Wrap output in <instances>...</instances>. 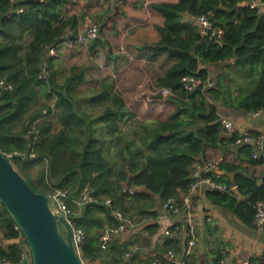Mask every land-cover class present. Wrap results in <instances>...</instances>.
Returning a JSON list of instances; mask_svg holds the SVG:
<instances>
[{
	"label": "trees",
	"instance_id": "16d2710c",
	"mask_svg": "<svg viewBox=\"0 0 264 264\" xmlns=\"http://www.w3.org/2000/svg\"><path fill=\"white\" fill-rule=\"evenodd\" d=\"M244 1L153 3L165 20L159 26L161 38L151 48L155 56L167 53L176 62L156 79L155 86L172 90L165 97L171 111L165 118L147 120L132 112L123 94L105 78L86 101L98 111L86 107L76 97L80 86L88 81L86 67L72 66L61 80L56 62L60 55L49 56V48L69 35L74 37L79 29V17L67 12L71 0H0V81L13 85L12 89L0 87V150L19 152L11 159L23 175L33 166H42L35 182L26 178L29 183L36 191L48 194L58 188L69 190L67 203L76 209L74 199L86 184L101 200L112 199V205L88 204L77 217L86 233L84 258L111 257V264H132V260L125 261L129 247L119 237L107 242L106 247L98 246L105 223L117 224L113 209L142 221L158 218L164 202L188 188L193 181L192 167L206 156L208 148L232 144L237 136L225 134L217 103L241 113L264 109V11ZM112 8L110 5L108 15ZM187 12L191 14L188 20ZM199 14L210 15L224 29L222 38L199 31L194 21ZM231 60L229 71L211 73L212 65ZM46 63L50 70L43 76ZM187 75L200 80L193 90L184 87ZM209 78L214 79V85H207ZM42 95L55 102L34 110ZM253 149L250 143L241 144L236 157L264 163V154L253 157ZM218 167L206 174L227 189H207V197L215 206L257 227V203L264 200V181L259 183L257 176L235 161H220ZM130 173L134 174L133 192L127 189ZM235 186L245 198H239ZM0 203V262L17 261L19 243L4 244L1 237L18 238L19 230ZM149 227L157 228L158 224ZM208 228L218 231L211 222ZM179 240L167 237L166 251L177 252ZM225 249L217 245L207 264H221ZM193 254L187 256V264L199 263ZM250 262L260 264V257L256 255Z\"/></svg>",
	"mask_w": 264,
	"mask_h": 264
},
{
	"label": "crops",
	"instance_id": "0c3cea01",
	"mask_svg": "<svg viewBox=\"0 0 264 264\" xmlns=\"http://www.w3.org/2000/svg\"><path fill=\"white\" fill-rule=\"evenodd\" d=\"M159 1L162 0H125L120 3L121 12L114 14L116 3L112 4L104 0V8L107 11L110 5H114V9L108 15L107 22L99 24L101 28H99L98 36L79 42L69 50L74 55L80 53H85L86 56H90L91 53L97 55L98 61L90 59L94 62L96 70L102 71L103 75L106 71L109 76L124 79L123 83L131 94L129 101L124 96L127 107L138 117L147 120H151V117L165 118L167 116V114L162 117L156 116L162 112L160 110L163 105L167 104L166 96L163 98L152 97V92L156 88V79L165 74L169 67L176 62V58L167 53L155 56L151 48L160 40L159 26L164 24L165 20L164 15L153 6V3ZM261 10L264 11V4ZM71 12L68 13L75 14ZM232 62L233 60L212 65L211 73L217 75L222 71H229V64ZM86 68L89 71V68ZM217 106L219 110L226 112L235 120L241 132L249 130L257 133L264 132V115L254 116L252 113L236 112L220 103H217ZM228 145L231 144H220L217 147L208 148L206 156H202L200 160L202 162L214 161L217 164L223 160L235 161L244 165L247 172L257 176L259 183H262L264 181V163H250L243 160L244 156L239 159L236 157L237 147L229 148ZM220 172L226 174L225 170H220ZM206 191L207 188H201L192 196L193 219L197 227V244L192 253L198 259V264H207L212 260L213 249L219 244L226 248L224 250L226 256L221 264H249L252 257L263 255V228L258 225L257 227L248 225L236 215L215 206L207 197ZM183 195V191H180L179 198L182 199ZM0 208H2L1 203ZM84 209L85 207L79 210V216L82 215ZM209 216L212 217L211 220L208 219ZM148 222L146 230L143 232L129 230L125 234L116 236L129 247L127 252L129 255L127 253L124 255L125 261L132 260V264H151L152 256H163L166 252V238L172 237L167 236L165 231L167 228L175 226L179 227L180 231L173 237L180 239V244L177 246L181 247L176 253L178 258H182L186 241L189 238L185 210L180 213H168L163 210L162 206L158 218H151ZM154 222L158 224V227H149ZM208 222L217 226L218 231H211L208 228ZM111 225L112 223L107 221L105 226L100 229L101 234ZM15 239L1 237L4 244L19 243ZM98 246H103L102 240ZM135 251H138L137 254ZM102 259L101 257L92 260L85 258V261L86 264L112 263L111 257L107 260ZM0 264L7 263L0 262Z\"/></svg>",
	"mask_w": 264,
	"mask_h": 264
},
{
	"label": "built area",
	"instance_id": "2783aa9c",
	"mask_svg": "<svg viewBox=\"0 0 264 264\" xmlns=\"http://www.w3.org/2000/svg\"><path fill=\"white\" fill-rule=\"evenodd\" d=\"M123 2V1H122ZM120 2V3H122ZM109 3H112L110 1ZM119 3V4H120ZM244 4L250 5L252 7H259L261 9L264 4L263 0H245ZM113 4V3H112ZM121 5V4H120ZM194 21L198 26V29L204 35H208L210 37L222 38L224 29L215 24L213 18L207 14H199L194 16ZM83 28L78 29L77 33L72 36H68L69 38L62 41L60 44L49 48V56L57 54L59 51H69L75 47V45L79 42H83L88 38H94L98 36V31L100 25L98 23L93 22L91 18L87 17L85 22L83 23ZM42 75H46V72L43 70ZM184 87L188 90H193L200 82L199 78L194 75H187L183 78ZM215 81L212 78L207 80V85H214ZM0 87L3 89H12V83L2 79L0 81ZM163 90L164 96H168L172 94V90L170 88H155L152 94L157 93L159 90ZM252 115H264V109H258L256 111L251 112ZM219 121L221 122L225 134L229 137L237 136L233 140V145H241L244 143H250L253 145L254 149L252 152L253 157H258L261 153L264 154V132L255 135L251 130L241 132L239 127L236 125L235 120L229 116L226 112L219 110ZM10 158L13 155L19 154V152H9L5 153ZM218 164L214 161L211 162H202L201 160H197L193 167L191 176L193 177V181L190 183L186 190H182L184 195L183 198L171 197L166 200L163 204V210L168 213H180L185 210L186 221L188 223V233L189 240L188 245L185 249L184 255L182 258L177 257L176 251L173 249L167 250L163 256L155 255L151 258V264H187L186 258L193 252L195 245L197 244V227L196 223L193 219V204H192V196L201 188L207 189H222L226 190L227 186L217 180L216 178L207 175L206 172L208 170L215 169L217 170ZM128 190L132 192L135 190L134 188H129ZM234 189V187H233ZM50 195V205L53 210L58 214H63L67 218V222L72 229V237L74 244L78 250V252L83 257L82 252V244L85 241L86 233L84 229L79 226L78 215L79 210L83 207H86L88 204L92 202H104L107 205H112V199L106 198L101 200L98 198L94 192L92 187L89 184H86L83 188L80 196L75 198L74 201L78 205L79 209H76L70 205H68L67 200L70 199V192L67 189H55L53 192L49 193ZM113 214L117 219V224L108 226L102 236L101 240L103 242V246L106 247L107 242L111 241L118 235L125 234L127 231H135V232H143L146 230V226L148 225V221H142L133 216H129L125 214L120 209H113ZM212 219L211 216L208 218ZM256 224L262 228L264 224V200H260L257 203V213H256ZM16 228L19 230V247H20V259L17 261L7 260L4 261L7 264H34L33 257L30 250V246L27 242L26 237L24 236L22 230L19 225L15 224ZM179 227H171L167 228L165 233L167 236H174L175 233L179 232ZM129 255V253H127ZM84 263L86 264L85 258L83 257ZM249 264H255L253 262H248Z\"/></svg>",
	"mask_w": 264,
	"mask_h": 264
},
{
	"label": "water",
	"instance_id": "95a60500",
	"mask_svg": "<svg viewBox=\"0 0 264 264\" xmlns=\"http://www.w3.org/2000/svg\"><path fill=\"white\" fill-rule=\"evenodd\" d=\"M115 5L114 14L121 12ZM191 17L186 13V19ZM163 98V90L152 94ZM233 144L228 145L233 148ZM238 145L237 148H240ZM134 174L130 173L127 186L133 187ZM234 191L245 198L238 186ZM0 201L19 225L33 257L34 264H85L72 237V229L63 214L56 213L50 205L48 193L36 191L26 177L14 165L12 159L0 150ZM19 241L18 238L15 239ZM260 264H264L262 255Z\"/></svg>",
	"mask_w": 264,
	"mask_h": 264
},
{
	"label": "rangeland",
	"instance_id": "374dc122",
	"mask_svg": "<svg viewBox=\"0 0 264 264\" xmlns=\"http://www.w3.org/2000/svg\"><path fill=\"white\" fill-rule=\"evenodd\" d=\"M105 1H107L108 3L112 1L113 4L115 3L119 4L120 2L125 1V0H105ZM67 7H71L70 9L69 8L67 9L68 10L67 12L72 11L71 13H75L79 17V20H80L79 29L83 28L82 25L85 22V19L87 17L91 18L93 22L98 23L100 25L108 17V14H107L108 11L104 8V0H71V2L67 4L66 8ZM112 9H114V7ZM55 55H60L59 59L56 62H57V68L62 72L60 76L61 80L64 79L65 74L70 73V68L72 66H77L79 68L81 67L89 68V71H87V73H89L87 74L88 81L84 82L76 93V97L80 100H83V102L85 103V106L87 105L86 107H88L89 109H94L98 111V108L91 107L90 105H88V102L86 101L89 98H91L92 95H94V93H96V90L98 89L96 87L101 83V81L104 78L106 80L113 82L115 84L116 90L121 92L128 101L130 100L131 94L129 90L127 89V86H125L123 83L124 79L120 77L109 76L106 74L107 73L106 71L103 75L102 71L99 72L98 70H96V67L94 66L95 64L92 60L98 61L97 55H94L92 53L90 56H86L85 53L74 55V53L70 51H63V52L59 51ZM43 70L46 72V74L49 73L50 68H49V65H47V63L43 66ZM54 102L55 101L53 99H48L45 95H42L39 101L37 102V104L34 106V110H37L38 108L43 107V105L53 104ZM160 111L162 112L156 115L157 117H160V116L162 117L164 114L168 115L169 112L171 111V108L169 104H166V105H163L162 110ZM41 169H42V166H33L30 169H28L26 172H24V175L26 176V178L32 179L35 182V178L40 173ZM137 252L135 251V253Z\"/></svg>",
	"mask_w": 264,
	"mask_h": 264
}]
</instances>
